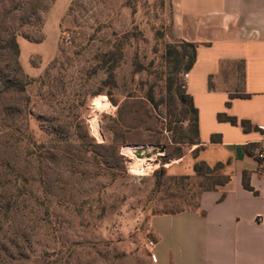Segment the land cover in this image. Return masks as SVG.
Returning <instances> with one entry per match:
<instances>
[{
    "label": "rangeland",
    "instance_id": "1",
    "mask_svg": "<svg viewBox=\"0 0 264 264\" xmlns=\"http://www.w3.org/2000/svg\"><path fill=\"white\" fill-rule=\"evenodd\" d=\"M167 32L162 0H0V43L20 46L0 49V264H154L149 218L200 192ZM128 146L166 150L138 164Z\"/></svg>",
    "mask_w": 264,
    "mask_h": 264
},
{
    "label": "crops",
    "instance_id": "2",
    "mask_svg": "<svg viewBox=\"0 0 264 264\" xmlns=\"http://www.w3.org/2000/svg\"><path fill=\"white\" fill-rule=\"evenodd\" d=\"M162 1L167 40L197 45L185 87L199 114L193 151L210 166L225 164L231 180L203 193L195 210L149 218L154 264H264V0ZM227 65L242 68L241 92L218 85L227 83ZM220 113L261 131L221 122ZM244 172L253 191L243 187Z\"/></svg>",
    "mask_w": 264,
    "mask_h": 264
},
{
    "label": "trees",
    "instance_id": "3",
    "mask_svg": "<svg viewBox=\"0 0 264 264\" xmlns=\"http://www.w3.org/2000/svg\"><path fill=\"white\" fill-rule=\"evenodd\" d=\"M0 49L9 50L12 53L13 57L16 60H18L20 56V46L17 41L16 34L14 33L10 34L4 42L0 43ZM196 54H197V45L193 43L177 42L174 44L167 45L165 57H167V59L169 60H172V64H173L172 78L170 79V81L172 82V84L174 83V85L178 83L179 87L177 88L176 95L178 96L179 101L182 104V113L184 114L185 121L188 123L190 129L189 133L193 135V138L183 137L181 140L175 141L174 142L175 144H179V143H189L191 145L200 144L198 110L194 106L192 97L187 94L185 86L181 83L182 78L187 76L191 71V69L193 68L196 60ZM104 57L107 58L106 63L111 62L113 67L118 61L117 59H115L116 54L112 51H108L104 55ZM112 77H113V73H110L109 81L112 80ZM3 84L5 88L12 89L18 92H24L26 86L29 85V83H21L13 80H4ZM244 96L245 95H237V97H241V98H244ZM108 97L112 101L110 94H108ZM234 97L236 96H231V99ZM149 101L153 102V98L150 97ZM229 105L230 103H227V106ZM217 118L221 122H229L230 124L235 126L240 125L245 132L251 130L261 131L258 127L253 126L249 121L247 120L239 121L236 117L228 116L226 113L218 114ZM251 147L252 146H248L246 149L250 155H253V153L250 150ZM194 151L195 152L197 151L199 153L200 148H197ZM174 157H178V158L182 157L180 149H174L169 154V156L166 157L164 160L165 162H168V160ZM257 159L260 165H262L263 161L259 157H257ZM224 168H225V164L223 163H217L214 166H210L204 161H197L193 166L194 178L200 180L197 183V187L200 188V192L196 203L192 204L186 202V207L176 210L174 212H170L169 214L173 215L187 210H195L199 207L200 198L203 193L216 191L222 187H225L230 182L231 176L225 174ZM164 172L165 171L163 169L156 173V177H157L156 190L161 188V179L163 178ZM189 179H191L189 176H184L181 177L179 180H189ZM242 181H243V187L246 190L253 191V188L250 185V177L247 172L243 173Z\"/></svg>",
    "mask_w": 264,
    "mask_h": 264
},
{
    "label": "water",
    "instance_id": "4",
    "mask_svg": "<svg viewBox=\"0 0 264 264\" xmlns=\"http://www.w3.org/2000/svg\"><path fill=\"white\" fill-rule=\"evenodd\" d=\"M165 146H158L157 148L150 150L149 148L142 147L134 152L135 157L138 159H150L154 154H163L165 152Z\"/></svg>",
    "mask_w": 264,
    "mask_h": 264
},
{
    "label": "bare ground",
    "instance_id": "5",
    "mask_svg": "<svg viewBox=\"0 0 264 264\" xmlns=\"http://www.w3.org/2000/svg\"><path fill=\"white\" fill-rule=\"evenodd\" d=\"M101 100H98L97 101V103L98 102H100ZM96 103V104H97ZM103 103H104V101H103ZM107 104V103H106ZM103 106H104V104H103ZM96 108H98V107H96ZM99 109V108H98ZM100 110V109H99ZM93 123V128H94V131H95V129H96V121L94 120V121H92ZM97 131V130H96ZM138 149H142V148H138V147H134V146H128L127 147V154H129L130 156H132V157H134V160L133 161H135V162H138V164L139 163H141V162H143V161H145L146 159L145 158H143V159H138L137 157H135V155H134V152L136 151V150H138ZM137 164V163H136ZM137 164V165H138ZM133 165V164H132ZM141 165V164H140ZM150 170V169H149ZM135 171V170H134ZM136 172V171H135ZM140 174V173H139ZM143 174H144V172H143ZM146 174V173H145Z\"/></svg>",
    "mask_w": 264,
    "mask_h": 264
},
{
    "label": "built area",
    "instance_id": "6",
    "mask_svg": "<svg viewBox=\"0 0 264 264\" xmlns=\"http://www.w3.org/2000/svg\"><path fill=\"white\" fill-rule=\"evenodd\" d=\"M184 86L186 87V77L184 78ZM258 157L260 158V159H263L264 158V154L263 153H260L259 155H258ZM148 246H149V248L152 250L154 247H155V243L153 242V241H150L149 243H148ZM151 256H152V259H153V262H155L156 261V258H155V255L151 252Z\"/></svg>",
    "mask_w": 264,
    "mask_h": 264
}]
</instances>
